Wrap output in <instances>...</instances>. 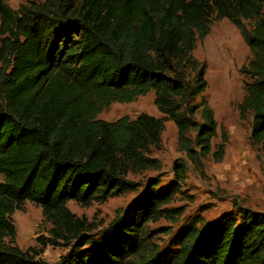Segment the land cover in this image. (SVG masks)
Instances as JSON below:
<instances>
[{
  "label": "trees",
  "instance_id": "obj_1",
  "mask_svg": "<svg viewBox=\"0 0 264 264\" xmlns=\"http://www.w3.org/2000/svg\"><path fill=\"white\" fill-rule=\"evenodd\" d=\"M211 18L229 21L247 46L237 108L251 117L250 141L263 147L264 0H44L16 11L0 0V264H44L14 244L10 217L26 202L53 236L74 242L56 264H264V214L237 205L236 216L208 226L194 218L166 248L154 243L148 225L180 217L166 207L186 180L181 159L166 188L149 180L102 235L84 231L66 207L133 191L129 173L158 171L148 153L160 149L165 121L194 171L208 157L222 160L227 139L221 131L211 151L205 65L192 56ZM150 92L162 118L97 120L111 104Z\"/></svg>",
  "mask_w": 264,
  "mask_h": 264
},
{
  "label": "rangeland",
  "instance_id": "obj_2",
  "mask_svg": "<svg viewBox=\"0 0 264 264\" xmlns=\"http://www.w3.org/2000/svg\"><path fill=\"white\" fill-rule=\"evenodd\" d=\"M43 1L4 0L12 11L31 2L40 4ZM245 24L251 26L248 22ZM192 56L205 65L206 89L201 97L212 111L217 131V137L211 141V151L220 142L221 131L227 139L222 160L217 163L208 157L202 163V173L194 171L177 146L174 125L165 121L160 149H150L148 153L149 158L159 163L158 171L129 173L127 179L138 187L103 202H92L88 206L67 203L68 211L89 234H104L109 225L122 216L128 205L141 198L149 180H159L158 191L166 188L172 181V164L177 159L186 162L188 172L180 194L166 209H180V217L174 222L161 219L148 225L149 231L154 234V243L160 248H166L174 242L194 218L199 217L203 225L208 226L224 214L236 216L235 205L264 214V146L252 144L251 117L247 115L242 120L237 108L244 96L245 79L239 69L249 60L247 46L229 21L211 18L209 34L196 42ZM141 114L162 118L154 106L153 92L131 103L111 104L96 118L114 122L122 117L134 120ZM10 222L15 229L14 244L22 251L32 249L37 253L35 259L44 264H56L74 244L53 236L41 209L31 203L26 202L20 211H15Z\"/></svg>",
  "mask_w": 264,
  "mask_h": 264
}]
</instances>
